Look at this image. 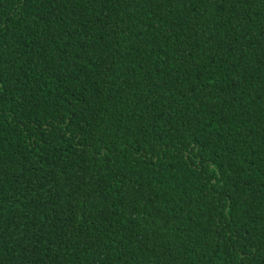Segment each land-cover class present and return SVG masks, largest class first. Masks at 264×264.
Segmentation results:
<instances>
[{
  "label": "trees",
  "instance_id": "obj_1",
  "mask_svg": "<svg viewBox=\"0 0 264 264\" xmlns=\"http://www.w3.org/2000/svg\"><path fill=\"white\" fill-rule=\"evenodd\" d=\"M0 264H264V0H0Z\"/></svg>",
  "mask_w": 264,
  "mask_h": 264
}]
</instances>
